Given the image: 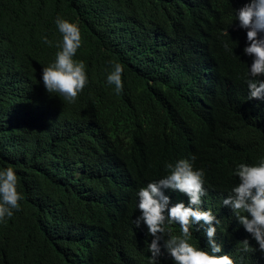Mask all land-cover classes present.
<instances>
[{
	"label": "trees",
	"instance_id": "1",
	"mask_svg": "<svg viewBox=\"0 0 264 264\" xmlns=\"http://www.w3.org/2000/svg\"><path fill=\"white\" fill-rule=\"evenodd\" d=\"M247 2L0 0V169H14L23 197L0 221V264H149L137 192L193 156L205 172L202 209L220 221L219 254L264 264L259 251L239 250L244 239L258 245L222 205L236 166L264 158V101L248 100L252 57L235 19ZM58 17L81 31L73 59L88 83L75 103L42 81L60 50ZM116 63L119 94L107 84ZM204 227L193 226L190 243L209 250ZM159 264L173 261L165 253Z\"/></svg>",
	"mask_w": 264,
	"mask_h": 264
},
{
	"label": "clouds",
	"instance_id": "2",
	"mask_svg": "<svg viewBox=\"0 0 264 264\" xmlns=\"http://www.w3.org/2000/svg\"><path fill=\"white\" fill-rule=\"evenodd\" d=\"M239 27L246 29L247 46L243 53L252 57L247 70L248 100L264 101V0H248L235 10ZM56 26L62 40L56 44L60 49L55 60L42 69V81L49 94H57L68 103H75L88 83L86 66L73 57L82 44L81 31L77 24L57 18ZM44 43L52 46L46 37ZM227 47V45H226ZM123 67L116 63L107 76V84L114 86L119 94L123 90ZM191 159H179L165 165L167 174L157 181L149 182L138 192L137 209L140 215L134 220L136 228H147L152 237L148 245L149 264H159L165 253L173 264H235L227 254L220 255L222 245L216 241V225L219 219L210 210L202 209V197L207 195L204 187L205 172L195 169ZM234 175L238 183L222 200L235 219L258 245L253 248L248 239L239 241L240 251H259L264 254V158L256 164L239 163ZM17 175L12 167L0 169V221L11 218L21 208L22 194L17 189ZM179 191L188 197L183 202L171 203L164 190ZM179 225V234L171 226ZM194 225H203L208 249L202 250L190 243ZM197 231L200 229L197 228ZM163 241V251L161 246Z\"/></svg>",
	"mask_w": 264,
	"mask_h": 264
},
{
	"label": "bare ground",
	"instance_id": "3",
	"mask_svg": "<svg viewBox=\"0 0 264 264\" xmlns=\"http://www.w3.org/2000/svg\"><path fill=\"white\" fill-rule=\"evenodd\" d=\"M174 28V27H173ZM164 71V70H163ZM49 113V112H48ZM58 116V115H57ZM58 118V117H57ZM34 133V132H33ZM32 138V137H31ZM32 140V139H31ZM188 147V146H187ZM188 149V148H187ZM68 161V160H67ZM144 163V162H143ZM141 164V163H140ZM141 165H143V164H141ZM141 168V167H140ZM145 170V169H144ZM141 171V170H140ZM143 171V170H142ZM146 171V170H145ZM84 174H86V173H84ZM141 176H142V174H141ZM84 177V176H83ZM84 179V178H83ZM30 180V179H29ZM105 181V180H104ZM102 182V181H101ZM124 184V183H123ZM128 188V187H127ZM46 221V220H45ZM77 230V229H76ZM66 235V234H65ZM140 241V240H139ZM145 245V244H144ZM54 252V251H53ZM94 252V251H93ZM17 253V252H16ZM39 253V252H38ZM42 254V253H41ZM15 256V255H14ZM52 260V259H51ZM21 262H23V261H21ZM47 262V261H46ZM45 262V263H46ZM22 264V263H21Z\"/></svg>",
	"mask_w": 264,
	"mask_h": 264
}]
</instances>
